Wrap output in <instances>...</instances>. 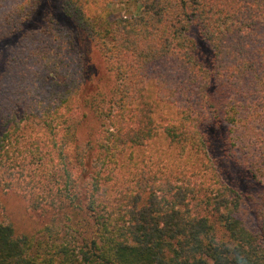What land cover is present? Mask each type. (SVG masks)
Wrapping results in <instances>:
<instances>
[{
  "label": "trees",
  "instance_id": "16d2710c",
  "mask_svg": "<svg viewBox=\"0 0 264 264\" xmlns=\"http://www.w3.org/2000/svg\"><path fill=\"white\" fill-rule=\"evenodd\" d=\"M82 40L108 92L92 89ZM0 56V186L61 215L31 235L0 222V264H264V192L224 180L209 154L211 129L264 107V0H0ZM160 132L178 157L203 156L211 182L139 174L112 196L122 157Z\"/></svg>",
  "mask_w": 264,
  "mask_h": 264
},
{
  "label": "rangeland",
  "instance_id": "374dc122",
  "mask_svg": "<svg viewBox=\"0 0 264 264\" xmlns=\"http://www.w3.org/2000/svg\"><path fill=\"white\" fill-rule=\"evenodd\" d=\"M68 25V21L64 22ZM196 42L199 52L203 56H209V46L196 35ZM82 52L83 66L86 73L94 74V84L98 86L92 89H104L108 92L112 89L113 80L103 67V61L95 49L94 45L86 40L78 42ZM0 69L3 68L5 56H0ZM149 99V98H148ZM157 103V102H156ZM147 104L141 98L135 100L134 105H138L139 110L151 107L156 111L159 122L164 124L173 122L174 108L167 103ZM147 108V109H148ZM251 110V109H250ZM249 110V111H250ZM144 115V112H142ZM235 123L223 122L218 130L211 129L212 148L209 147L211 162L220 170L224 180L235 185L243 192H264V107L257 112H242ZM85 120L78 126V134L81 139L87 138V133L91 129L96 130V125ZM141 126V125H140ZM81 140L77 143H80ZM73 149V148H72ZM69 150H71L69 148ZM134 157L129 158L126 155L122 157V166H117L114 177L105 185L112 196L117 197L119 191L127 186L134 185L139 174L169 175L170 173H184L190 176L196 183L207 184L211 182V169H201L203 156L199 157L195 153L188 152L181 157L177 155V147L169 139L165 138L160 132L153 138L148 145L134 149ZM228 153V154H226ZM222 155L221 158H219ZM71 164H74L72 155ZM204 158H206L204 156ZM90 164V163H89ZM98 166H90L85 173L89 179L97 170ZM140 175V176H141ZM27 177V176H25ZM29 178V177H28ZM26 178V179H28ZM56 215L54 211L33 210L28 202L19 194L12 190H4L0 186V222L10 223L16 234L31 235L38 228L48 223Z\"/></svg>",
  "mask_w": 264,
  "mask_h": 264
}]
</instances>
